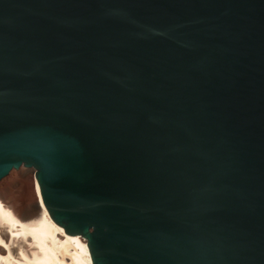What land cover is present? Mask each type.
<instances>
[{
    "label": "water",
    "instance_id": "obj_1",
    "mask_svg": "<svg viewBox=\"0 0 264 264\" xmlns=\"http://www.w3.org/2000/svg\"><path fill=\"white\" fill-rule=\"evenodd\" d=\"M91 264H264V0H0V182Z\"/></svg>",
    "mask_w": 264,
    "mask_h": 264
},
{
    "label": "bare ground",
    "instance_id": "obj_2",
    "mask_svg": "<svg viewBox=\"0 0 264 264\" xmlns=\"http://www.w3.org/2000/svg\"><path fill=\"white\" fill-rule=\"evenodd\" d=\"M29 172L36 193V202L29 209L15 214L11 202L0 191V239L8 244L7 249L0 245V264H91L86 241L77 234H65L62 226L46 213L37 194V179L32 168L21 166L11 170L15 178L7 182L4 189Z\"/></svg>",
    "mask_w": 264,
    "mask_h": 264
},
{
    "label": "rangeland",
    "instance_id": "obj_3",
    "mask_svg": "<svg viewBox=\"0 0 264 264\" xmlns=\"http://www.w3.org/2000/svg\"><path fill=\"white\" fill-rule=\"evenodd\" d=\"M13 174H8L3 181L0 182L1 193L12 204V210L15 214H20L21 211L29 209L36 202V193L31 173H26L22 178H18V182L14 185H9L7 189L4 186L7 182L15 178Z\"/></svg>",
    "mask_w": 264,
    "mask_h": 264
},
{
    "label": "snow or ice",
    "instance_id": "obj_4",
    "mask_svg": "<svg viewBox=\"0 0 264 264\" xmlns=\"http://www.w3.org/2000/svg\"><path fill=\"white\" fill-rule=\"evenodd\" d=\"M9 231H10V230H9ZM12 235H13V236H18V235H21V234H20V233H12ZM0 245H3V247H4L5 249L8 248V244L4 243V241H3L2 239H0ZM9 255H11V253H9ZM20 255L23 256L24 253L21 251V252H20ZM0 259H2V257H0Z\"/></svg>",
    "mask_w": 264,
    "mask_h": 264
}]
</instances>
